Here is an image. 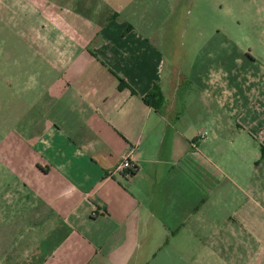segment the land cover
<instances>
[{"label": "crops", "instance_id": "crops-1", "mask_svg": "<svg viewBox=\"0 0 264 264\" xmlns=\"http://www.w3.org/2000/svg\"><path fill=\"white\" fill-rule=\"evenodd\" d=\"M118 19L27 25L39 69L4 202L34 215L0 264H264V76L238 75L209 104L207 57L184 71L176 46ZM156 85L160 107L145 100Z\"/></svg>", "mask_w": 264, "mask_h": 264}, {"label": "rangeland", "instance_id": "rangeland-1", "mask_svg": "<svg viewBox=\"0 0 264 264\" xmlns=\"http://www.w3.org/2000/svg\"><path fill=\"white\" fill-rule=\"evenodd\" d=\"M41 14H45L44 18ZM107 15L132 25L168 53L170 46H176V63L184 71L200 65L197 64L199 56L207 57L208 85L211 91H216V94H209V104L218 103V86L233 93L234 79L238 75L256 73L264 76V0H0L1 250L13 246L15 235L22 232L34 215V211L28 212L25 205L12 207L4 202L14 200L13 197L4 198L7 192L10 193L6 188L11 181V132L18 119L26 116L31 101L27 90L32 85L30 74L39 69L30 62L36 54L26 43L33 35L27 25L41 20L45 27L49 22L54 26L64 21L73 24L75 20L102 22ZM46 32L47 29L42 34ZM205 58H200L202 64ZM169 63L170 59L167 65ZM222 93L220 102L233 107L236 94L227 93L226 96ZM197 96L194 92L193 104L199 103ZM228 108L226 118L230 117ZM218 111L217 106L213 110L205 109L204 116L212 121ZM204 130L212 135L208 126Z\"/></svg>", "mask_w": 264, "mask_h": 264}, {"label": "built area", "instance_id": "built-area-1", "mask_svg": "<svg viewBox=\"0 0 264 264\" xmlns=\"http://www.w3.org/2000/svg\"><path fill=\"white\" fill-rule=\"evenodd\" d=\"M199 138L204 139L206 138V134L205 133H201L199 135ZM134 156H135V152L134 150H131L127 156L124 158L123 162L121 163V165L118 167L117 172H121V171H126V175L127 176H131V172L134 170Z\"/></svg>", "mask_w": 264, "mask_h": 264}, {"label": "trees", "instance_id": "trees-1", "mask_svg": "<svg viewBox=\"0 0 264 264\" xmlns=\"http://www.w3.org/2000/svg\"><path fill=\"white\" fill-rule=\"evenodd\" d=\"M123 81V80H122ZM124 84V81L122 82ZM148 104H153V106L160 107L164 102V96L162 90L156 85L154 86L151 93L145 98ZM264 153V148H263ZM135 173V170L131 172V175Z\"/></svg>", "mask_w": 264, "mask_h": 264}]
</instances>
